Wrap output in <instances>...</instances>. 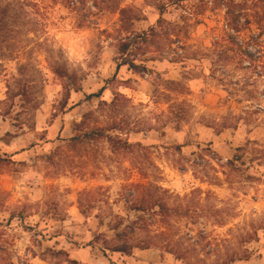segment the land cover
<instances>
[{"label":"rangeland","instance_id":"1","mask_svg":"<svg viewBox=\"0 0 264 264\" xmlns=\"http://www.w3.org/2000/svg\"><path fill=\"white\" fill-rule=\"evenodd\" d=\"M4 6L0 264H264V1Z\"/></svg>","mask_w":264,"mask_h":264},{"label":"trees","instance_id":"2","mask_svg":"<svg viewBox=\"0 0 264 264\" xmlns=\"http://www.w3.org/2000/svg\"><path fill=\"white\" fill-rule=\"evenodd\" d=\"M264 1V0H262ZM8 6H4L0 9V42L3 40V38L5 36L8 35V32H10L8 30V18H9V14H8ZM130 45V43L124 42L121 45V51L125 52L128 48V46ZM124 65H128V67L130 69L133 68H137L138 65L135 64V62L133 60H125L123 61ZM53 71L60 77L65 76L67 73H65L64 69L60 66V65H53ZM72 85H74V83H71ZM65 92H66V96L69 97L70 96V91L71 90H75V91H79V89L77 87L74 88H69V87H65ZM90 96H93V94H91ZM102 133V131H98V132H94V134L96 133ZM110 141L113 142V139H111V137H108ZM123 146H126V142L123 143ZM4 159L0 157V161H3ZM139 205L137 208V210L143 211L144 207H143V201L140 200L139 201ZM152 206H157L159 208V211L161 212V210H165L167 209L164 205V203H162L161 201L155 200L152 201L150 203ZM122 223H115V224H111L108 223V226L110 227L109 229L114 231V235L112 238L108 239L105 238L103 239V243L102 245H100V249L102 250V252L105 254V251H110L113 253H121L124 255H130L133 251L134 248L139 247L141 249H145L147 247H142L144 245H136L133 242L129 241V230L133 231V228L130 225H125L123 227V229L121 231H118L120 226ZM100 235H96L94 237V241H96L97 239H99ZM92 243L90 242V245ZM72 263H76L77 261L72 260ZM11 264V263H10Z\"/></svg>","mask_w":264,"mask_h":264},{"label":"crops","instance_id":"3","mask_svg":"<svg viewBox=\"0 0 264 264\" xmlns=\"http://www.w3.org/2000/svg\"><path fill=\"white\" fill-rule=\"evenodd\" d=\"M224 136H225V133L220 132L219 134H215L214 137L210 140L215 142L216 140H221ZM234 139H236V135H235Z\"/></svg>","mask_w":264,"mask_h":264}]
</instances>
